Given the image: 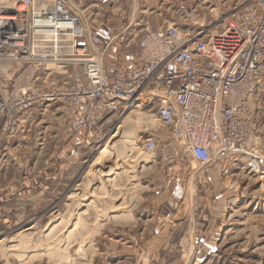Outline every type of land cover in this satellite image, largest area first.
Wrapping results in <instances>:
<instances>
[{"label": "rangeland", "instance_id": "1", "mask_svg": "<svg viewBox=\"0 0 264 264\" xmlns=\"http://www.w3.org/2000/svg\"><path fill=\"white\" fill-rule=\"evenodd\" d=\"M70 1L98 24L106 18L94 0ZM131 1L152 28L192 34L222 30L245 2H114L128 12ZM254 100L264 120V87ZM132 110L148 121L125 113L102 141L70 133L52 109L20 118L0 146V264H264V178L236 168L216 185L195 165L162 171L142 150L161 124L142 104ZM68 144L71 157L65 148L53 179L52 147Z\"/></svg>", "mask_w": 264, "mask_h": 264}, {"label": "built area", "instance_id": "2", "mask_svg": "<svg viewBox=\"0 0 264 264\" xmlns=\"http://www.w3.org/2000/svg\"><path fill=\"white\" fill-rule=\"evenodd\" d=\"M94 1L106 14L99 24L70 0L0 1V146L36 108L102 141L144 98L162 128L142 150L162 171L195 165L212 181L239 168L264 178L254 100L264 87V0H245L213 34L152 28L134 1L128 12Z\"/></svg>", "mask_w": 264, "mask_h": 264}, {"label": "crops", "instance_id": "3", "mask_svg": "<svg viewBox=\"0 0 264 264\" xmlns=\"http://www.w3.org/2000/svg\"><path fill=\"white\" fill-rule=\"evenodd\" d=\"M76 134H79V133H76ZM263 140H264V137H263ZM70 142H71V139H70ZM42 148V146L40 147V149ZM63 148V149H62ZM65 148H68V157L70 158L71 157V152L73 150V146L71 144H68L66 147L64 146H53L52 147V158H51V164H52V168H53V179H55V170H60V159H61V153L65 150ZM45 157H42V158H37L36 159V163L37 164L38 162L40 161H45L44 159ZM42 159V160H41ZM33 163V162H32ZM34 164V163H33ZM34 164V165H35ZM33 168V166H31ZM37 170H38V167H37ZM39 171V170H38ZM40 172V171H39ZM36 179H43L42 175H40L39 173L37 174V178ZM214 180V182L212 181H209L207 180V182L210 184H216L219 183L221 181V179H212Z\"/></svg>", "mask_w": 264, "mask_h": 264}, {"label": "bare ground", "instance_id": "4", "mask_svg": "<svg viewBox=\"0 0 264 264\" xmlns=\"http://www.w3.org/2000/svg\"><path fill=\"white\" fill-rule=\"evenodd\" d=\"M0 1H1V2H5V1H8V0H0ZM140 104H142L143 106H145V104H146V100H145L144 102H141ZM133 111H134V110H130V111H128V115H127V117H128V116L130 117V116L133 115L134 117H137V120H136V121H138V122H140V121H142V120H144V121H148V117H147V116H142V113H143V112H142V113H141V112H135V113H134ZM125 116H126V115H125ZM125 116H124V118H126ZM138 118H139V119H138ZM131 121H132V120H131ZM131 121H130V122H131ZM128 123H129V122H128ZM128 123H127V124H128ZM125 124H126V123H125ZM125 124H124V125H125ZM130 124H131V123H130ZM131 125H132V124H131ZM131 125H130V127H131ZM122 126H123V125H122ZM132 126H133V125H132ZM118 127H120V126H118ZM137 127H138V126H137ZM133 128H134V127H133ZM120 129H121V128H120ZM121 130H122V129H121ZM123 131H124V130H123ZM117 133H119V132H117ZM115 135H116V133H115ZM115 135H114V136H115ZM152 166H153V165H149V167H152Z\"/></svg>", "mask_w": 264, "mask_h": 264}, {"label": "water", "instance_id": "5", "mask_svg": "<svg viewBox=\"0 0 264 264\" xmlns=\"http://www.w3.org/2000/svg\"><path fill=\"white\" fill-rule=\"evenodd\" d=\"M174 197H176V198L180 197V192H179L178 188H176L174 191Z\"/></svg>", "mask_w": 264, "mask_h": 264}]
</instances>
